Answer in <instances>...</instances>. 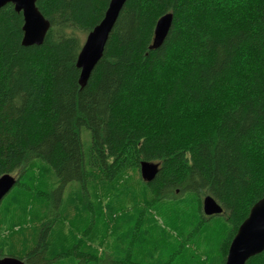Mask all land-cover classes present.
Masks as SVG:
<instances>
[{"label":"trees","instance_id":"trees-1","mask_svg":"<svg viewBox=\"0 0 264 264\" xmlns=\"http://www.w3.org/2000/svg\"><path fill=\"white\" fill-rule=\"evenodd\" d=\"M108 2L37 0L49 28L41 44L28 46L21 44V12L10 3L0 8V175L16 178L0 208L14 192L40 199L45 208L30 211L31 198L23 204L24 215L38 223L30 244L18 253L0 231V258L186 264L205 258L192 251L201 246L214 247L216 264H224L238 226L264 195V0H125L100 59L80 85L77 55ZM166 13L170 28L153 47L156 21ZM141 161L158 165L152 180L141 178ZM38 168L48 170L46 191L37 188ZM131 172L139 191L122 190ZM96 185L126 205L121 211L103 206L113 247L99 250L106 234L98 233L94 250L85 249L82 238L68 244L65 236L62 250L51 252L68 189L85 201L91 223L83 233L95 239L89 198ZM199 194L211 195L223 212L204 215ZM190 195L195 220L185 227L184 213L176 211L178 217L171 215L168 227L153 235L158 222L151 208ZM220 216L227 227L216 249L207 222ZM245 264H264V250Z\"/></svg>","mask_w":264,"mask_h":264},{"label":"rangeland","instance_id":"rangeland-1","mask_svg":"<svg viewBox=\"0 0 264 264\" xmlns=\"http://www.w3.org/2000/svg\"><path fill=\"white\" fill-rule=\"evenodd\" d=\"M82 137H83V132H82ZM34 173L35 174L40 173L38 176L37 175L35 176L41 178L42 180L41 187H37L38 190L40 191L48 190V186H47L48 184L44 183V182H49L50 180L48 170L38 168ZM136 175H137L136 172L135 173L131 172L128 175V180L126 179L127 181L124 182L125 185L122 190L126 189V191L131 192L135 188H136V191H139L141 189V186L136 181V178H135ZM26 185H30V183L28 182ZM97 186L98 185H96L95 187V196H92L91 198H89V201H91L90 202L91 206H93V208L94 207L96 208V209H93L94 218L92 219V221H94L93 223L95 226V233H96L95 239L93 241L92 239L88 240L86 239V236H85L86 234L83 233L85 227L88 225L90 226V223H91L89 214L86 211H84V208H83L85 201L78 195L75 189H70V190L68 189L67 190L68 194L63 200L61 217L58 220L54 228V231L51 234V238H50L51 252L56 253L62 250V245L64 246V243L66 241L65 236L67 237L68 244H70L71 242L77 241L78 238H82L83 240H85L84 241L85 249L94 250V247H96V244H100L97 238L98 233L106 234L104 237H102L103 243L100 244L101 247L99 248V250H101L105 246L109 248L113 247V241H112V238L110 237V234L114 231V228L112 229V231L106 230V228L109 229L111 227H105V225H110L111 222L108 221V218L103 214V206H106V207L108 206L113 210L121 211L123 208L126 209V205L125 204L123 205L118 200L111 201V199L106 194L103 193V190L98 189ZM22 194L23 192H19L18 194L14 192L13 195H11L10 199L6 201V204L4 203L2 207L0 208V231L4 233L5 239L11 242L13 246L12 249L18 253L21 249L27 247L30 244L29 242L33 234V231H32L33 227L38 224L36 220L30 221L28 217L24 215V211L21 210L23 204L29 198H31V196H26V197L24 195L21 196ZM194 197L195 196L190 195L188 197L183 198V200L179 201L178 203L177 202L172 203V201H166L162 203L158 202L157 204L156 202H154L157 205H154L153 207L155 208H151V210L156 212L154 216L158 223H154L153 225V228L155 230L153 232V235H155V232L158 235L159 226L163 228L168 227L166 221L171 219V215H173L172 217L173 220H174V216L175 218L178 217L176 211H178L179 213L181 212L184 213L188 221L185 227L189 226V220L190 219L195 220L194 217H196V212L194 210V205L192 202L194 200ZM199 197H201V201H202V198L204 197V195L199 194ZM11 203L13 205H10ZM28 203H29V207L31 208L30 211H33L34 213L38 212L39 214H42L45 210L44 204L40 199L31 198L30 200H28ZM99 204L102 208L101 214L99 213V209H98ZM17 205H19L20 208H17ZM122 206L123 208L120 209ZM177 208L178 209L180 208V210H178ZM174 223L175 222H173L170 226H172ZM13 224L15 226L14 230H12L11 233H8L5 230V228ZM20 225L25 226V227L23 226V229H24L23 231L18 230ZM207 225L209 226L207 229L209 238L213 240L212 244H214L215 248L217 249L219 242L221 241L222 237L225 234L226 227H227L226 222L224 221L223 217L220 216V217L211 219L209 222H207ZM148 226H151L148 229L149 231L148 236L150 238L151 237L150 233L152 235V225H148ZM201 226L199 229L202 228ZM178 227H180V230L184 229L182 227V223L178 224ZM172 230L173 232L170 233L171 238L174 240H178L179 239L178 233L174 229ZM67 234H69V236H67ZM179 234L181 235L183 234V232L181 233L179 232ZM1 235L2 234H0V236ZM114 235L115 234H113V237ZM203 237H204V233L201 234V238ZM201 238L199 239L198 242H200ZM83 240H80V242L83 243ZM88 244H90V246ZM157 245H155L154 247L158 248ZM196 247L197 248H194V249L192 248L193 253L201 252V254L203 255L205 254V258L204 257H200L199 259L193 258L192 261L189 260L187 261L186 264H216L217 254L215 252H212L214 251V247L206 248L207 251H205L203 247L201 246H196ZM99 250L95 249L97 253L99 252ZM113 250L114 249H110V251H113ZM184 259H186V256ZM59 264H75V262L72 259H67L65 260V262L62 261Z\"/></svg>","mask_w":264,"mask_h":264},{"label":"water","instance_id":"water-1","mask_svg":"<svg viewBox=\"0 0 264 264\" xmlns=\"http://www.w3.org/2000/svg\"><path fill=\"white\" fill-rule=\"evenodd\" d=\"M37 0H0V8L7 3L13 5L16 12H21L23 18L21 44L24 46L41 44L49 28V21L36 6ZM125 0H109L102 19L85 36L84 42L76 58L79 69L78 82L83 85L88 79L93 67L100 59L108 36L116 22ZM172 15L166 13L156 21L154 27L153 47L158 46L168 33ZM158 165L153 162L141 161L140 176L144 181H150L157 173ZM16 178L4 173L0 175V203L15 185ZM204 215H218L223 207L211 195L202 198ZM264 250V195L255 202L246 218L238 226L232 237L224 264H245L254 255ZM0 264H26L22 259L5 255L0 258Z\"/></svg>","mask_w":264,"mask_h":264}]
</instances>
